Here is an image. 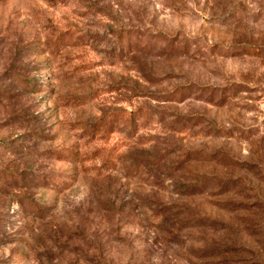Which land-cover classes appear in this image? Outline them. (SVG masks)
Returning <instances> with one entry per match:
<instances>
[{
	"label": "rangeland",
	"instance_id": "374dc122",
	"mask_svg": "<svg viewBox=\"0 0 264 264\" xmlns=\"http://www.w3.org/2000/svg\"><path fill=\"white\" fill-rule=\"evenodd\" d=\"M0 264H264V0H0Z\"/></svg>",
	"mask_w": 264,
	"mask_h": 264
}]
</instances>
